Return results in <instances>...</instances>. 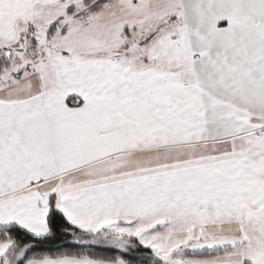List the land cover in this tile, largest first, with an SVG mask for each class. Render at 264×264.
Returning a JSON list of instances; mask_svg holds the SVG:
<instances>
[{"label": "snow or ice", "instance_id": "1", "mask_svg": "<svg viewBox=\"0 0 264 264\" xmlns=\"http://www.w3.org/2000/svg\"><path fill=\"white\" fill-rule=\"evenodd\" d=\"M0 264H264V0H0Z\"/></svg>", "mask_w": 264, "mask_h": 264}]
</instances>
